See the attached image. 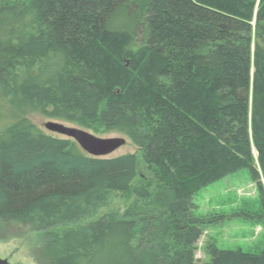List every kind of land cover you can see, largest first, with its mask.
Returning a JSON list of instances; mask_svg holds the SVG:
<instances>
[{
	"label": "trees",
	"instance_id": "trees-1",
	"mask_svg": "<svg viewBox=\"0 0 264 264\" xmlns=\"http://www.w3.org/2000/svg\"><path fill=\"white\" fill-rule=\"evenodd\" d=\"M32 113L125 135L150 179ZM240 169L261 210L235 214L262 222L264 0H0V234L43 232L38 264H264V248L196 257L229 215H194V197ZM112 193L135 202L78 224Z\"/></svg>",
	"mask_w": 264,
	"mask_h": 264
},
{
	"label": "rangeland",
	"instance_id": "rangeland-1",
	"mask_svg": "<svg viewBox=\"0 0 264 264\" xmlns=\"http://www.w3.org/2000/svg\"><path fill=\"white\" fill-rule=\"evenodd\" d=\"M28 117L46 134L58 138H63V136L45 129L44 124L47 121H58L66 125L76 126L102 138L124 137L126 139L125 144L107 157L135 153L137 157V176L134 178L132 185L144 183L151 177L150 170L142 160L141 151L125 135L116 132H103L102 130L93 131L45 114L32 113ZM253 154L257 169L260 171L256 162L255 150ZM262 183L264 185L263 180ZM259 199L257 183L252 180L247 169H240L234 174L216 180L201 189L194 197V201L198 206L197 210L194 211V215L203 216L211 213H222L229 215V217L221 223L204 228L201 238L197 242L196 257L202 261L209 260V257L205 254V248L209 243H214L218 248L227 250L241 249L251 253H259L263 250L264 221L255 222L235 214L242 211L259 213L261 210ZM134 202L135 199L131 194H109L103 204L95 207L78 224L84 225L106 213L122 212ZM43 234V232L31 228H8L6 230L8 237L0 234V258H5L8 262L14 264H38L35 259V251L43 239Z\"/></svg>",
	"mask_w": 264,
	"mask_h": 264
},
{
	"label": "water",
	"instance_id": "water-1",
	"mask_svg": "<svg viewBox=\"0 0 264 264\" xmlns=\"http://www.w3.org/2000/svg\"><path fill=\"white\" fill-rule=\"evenodd\" d=\"M45 129L67 139H72L78 146L92 157H107L126 142L124 137H98L89 131L76 126L66 125L58 121H47ZM0 264H14L0 258Z\"/></svg>",
	"mask_w": 264,
	"mask_h": 264
}]
</instances>
